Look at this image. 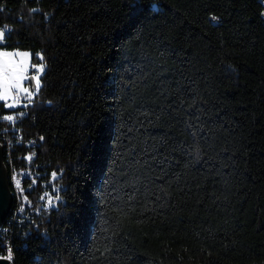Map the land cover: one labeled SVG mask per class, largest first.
<instances>
[{
    "label": "trees",
    "instance_id": "16d2710c",
    "mask_svg": "<svg viewBox=\"0 0 264 264\" xmlns=\"http://www.w3.org/2000/svg\"><path fill=\"white\" fill-rule=\"evenodd\" d=\"M5 26L45 67L0 101L3 164L63 200L14 264H264V0H0Z\"/></svg>",
    "mask_w": 264,
    "mask_h": 264
},
{
    "label": "built area",
    "instance_id": "2783aa9c",
    "mask_svg": "<svg viewBox=\"0 0 264 264\" xmlns=\"http://www.w3.org/2000/svg\"><path fill=\"white\" fill-rule=\"evenodd\" d=\"M13 117L15 120V115H13ZM16 138L18 141H21L22 134L18 132ZM28 157L30 156L27 155L24 157L27 166L31 162V159H28ZM8 162L10 165V160ZM40 168H42V166H40ZM9 169V172L6 170V173L9 191L12 196V206L4 222L0 225V243L4 246V250L0 253V258H5L10 264H14L15 256L11 245L12 238L20 235V231L24 224L37 226L39 222L46 220L48 215L51 214L52 209L57 207L58 202L61 201L62 198L57 200L55 199L56 196L45 195L35 197L34 199L24 197L22 190L24 188L30 189L38 179L37 176L34 177L29 168H24L18 173L12 169L11 165ZM16 180L20 181V189L16 187ZM24 184L25 187H23ZM49 199L53 200L52 205L48 204ZM9 252L11 253V259L7 258Z\"/></svg>",
    "mask_w": 264,
    "mask_h": 264
},
{
    "label": "snow or ice",
    "instance_id": "6c2138e0",
    "mask_svg": "<svg viewBox=\"0 0 264 264\" xmlns=\"http://www.w3.org/2000/svg\"><path fill=\"white\" fill-rule=\"evenodd\" d=\"M213 19L215 18L213 17ZM6 31L7 26H5V29L0 30V42L4 41ZM16 57L20 59L17 60ZM40 59L43 60V57L41 56ZM33 67L37 66L33 65ZM44 67L43 64H40L36 74L29 76V54L27 52L0 51V101L12 100V103L7 104L6 107L15 108L20 103V93H24L25 97L31 100L35 92H38L40 89V74L43 73ZM25 80L35 81L34 91H30L28 87L23 86V81ZM14 89L16 90L15 94H13ZM3 119L13 121L14 117L6 115ZM28 159H31V157H28ZM16 187L20 189L19 180H16ZM59 198L58 195L55 197L57 200ZM48 204L52 205L53 200L49 199ZM7 258L11 259L10 252Z\"/></svg>",
    "mask_w": 264,
    "mask_h": 264
},
{
    "label": "water",
    "instance_id": "95a60500",
    "mask_svg": "<svg viewBox=\"0 0 264 264\" xmlns=\"http://www.w3.org/2000/svg\"><path fill=\"white\" fill-rule=\"evenodd\" d=\"M33 87L35 84L29 80ZM12 206V196L7 183V173L3 164L2 148L0 146V225L4 222ZM0 264H10L7 259L0 258Z\"/></svg>",
    "mask_w": 264,
    "mask_h": 264
},
{
    "label": "rangeland",
    "instance_id": "374dc122",
    "mask_svg": "<svg viewBox=\"0 0 264 264\" xmlns=\"http://www.w3.org/2000/svg\"><path fill=\"white\" fill-rule=\"evenodd\" d=\"M0 51H7V50H0ZM7 52H21V53H24V52H27V51H20V50H14V51H7ZM29 54V71H28V75L31 76L33 74H36L37 72V68L40 64H33L31 62V54L30 52H27ZM17 60H19L20 58L19 57H16ZM33 65H36L37 67H33ZM34 84H35V81H33ZM40 85H41V81H40ZM23 86L24 87H28L30 91H34L35 90V87H31L30 86V83H29V80H25L23 81ZM16 90L14 89L13 90V94H15ZM29 100L25 97V94L24 93H20V103L17 105H24L25 103H27ZM5 104H10L12 103V100H8V101H4Z\"/></svg>",
    "mask_w": 264,
    "mask_h": 264
}]
</instances>
